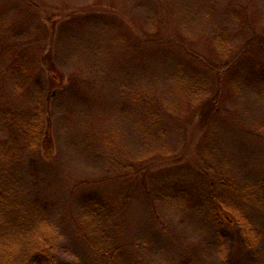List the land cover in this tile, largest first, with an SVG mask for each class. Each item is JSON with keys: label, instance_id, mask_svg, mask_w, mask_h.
I'll return each mask as SVG.
<instances>
[{"label": "rangeland", "instance_id": "rangeland-1", "mask_svg": "<svg viewBox=\"0 0 264 264\" xmlns=\"http://www.w3.org/2000/svg\"><path fill=\"white\" fill-rule=\"evenodd\" d=\"M86 1L88 3L84 0H0V36L8 32L9 36L17 37L18 33L19 42L29 57L22 62L26 77L0 75V112L9 107L25 112L32 107L37 95L44 97L49 91L56 93L50 97L51 118L46 123L47 137L43 141V147L48 150L39 153V174L44 178L42 185L50 199L49 218L58 224L64 244L61 249L67 251L60 257L68 264H90L91 261L76 220L90 203L87 198L93 192H85L83 189L89 187L79 183L103 177L109 167L101 164L104 155L94 154L111 150L116 158H122L125 156L120 151L123 148L130 149L126 155H134L147 145L139 146V137L133 134L132 115L128 116L130 110L123 109V105L137 89L152 95H161L167 86L170 90V83L166 86L155 82L152 87L145 86L146 79H164L180 65L165 46L166 34L170 30L186 31L185 22L193 24L197 32L214 28L229 41V56L221 58L222 61L233 57L244 44L240 26L234 23L242 14L232 12L231 0H219L220 8L215 11L193 7L198 0ZM250 4L253 13L264 18V4L251 1ZM113 7L121 9V14L112 13ZM73 13H76L75 18H80L79 23L71 19ZM47 16L56 21L53 28ZM36 20L39 28H36ZM45 25L51 32L48 39L54 46L53 52L57 53L53 63L56 73L49 72L40 79L44 93L38 94L34 65L40 60L44 63L45 51L38 46L46 42ZM209 32L205 31L207 35ZM245 34L246 39L251 37V32ZM202 37L204 34L195 39L194 49L215 60L219 57L217 46ZM260 38L253 42L251 58L236 62V68L228 70L222 78L221 86L217 83L229 111L220 117L215 127L231 160L232 171L242 182L264 177V136L258 138L256 134L259 133L255 134L256 124L264 123V79L262 83L256 80L257 74H264V50L261 51L264 36ZM87 52L90 54L85 57ZM182 58L184 62L189 61L184 55ZM7 63L0 55V65ZM197 69L204 71L199 66ZM16 76L17 88L14 86ZM254 79L258 83L256 87ZM132 109L138 115L144 112L139 106ZM165 126L168 131L173 129L174 144L183 143V135L178 138L179 128L171 120ZM31 172L27 166L23 169L26 178ZM112 174L118 175V171L110 168L109 175ZM118 185L115 179L103 182L95 197L114 195ZM146 204L133 190L123 209L122 205L114 208L113 220L121 227L118 239L121 264H151L154 261L156 264H222L215 253L212 227L195 212L192 200L186 208L159 207L161 216L156 221ZM248 211L262 234L259 249L256 253L240 254L238 229L229 225L234 228H228L233 240L228 246L227 264H264V215L254 206ZM155 252L157 257L150 259ZM74 255L78 256L76 261H72Z\"/></svg>", "mask_w": 264, "mask_h": 264}, {"label": "trees", "instance_id": "trees-1", "mask_svg": "<svg viewBox=\"0 0 264 264\" xmlns=\"http://www.w3.org/2000/svg\"><path fill=\"white\" fill-rule=\"evenodd\" d=\"M250 1L264 4L261 0H231L232 12L242 14L234 23H238L236 27L240 26L244 44L233 57L224 60L225 63L222 59L229 56V41L214 28H203L197 32L192 28L193 24L185 22L186 31L170 30L166 34L168 38L165 39V46L180 65L164 79H146L145 86L152 87L155 82L166 86L170 83V90L167 86L161 95L145 93L142 89L131 93L133 105L143 108L141 115L132 109L134 106L130 100L123 105V109L130 110L128 116L129 113L132 115L133 134L139 137V146H148L134 155H126V151L130 149L123 148L125 151L120 150L125 155L122 158H116V153L110 152V147V151L104 150L103 154L95 153L94 155H104L101 164L109 166L106 174L79 183L82 187H89L83 189L85 192L93 191L87 198L90 203L76 220L81 230L80 238L91 258L90 264L122 263V250L118 240L121 227L113 220L114 208L122 205L123 209L133 190L147 203L155 221L161 216L159 207L186 208L192 200L195 212L212 227L215 253L222 264H227L228 246L233 240V234L228 235V228H234L230 227L232 224L240 235V254L256 253L259 249L262 234L249 217L248 210L250 206H254L264 215V177L259 176L251 182L238 180L215 127L220 117H224L229 111L223 102L222 91L217 89V83L221 86L222 78L228 70L236 68V62L238 64L242 59H250L252 47L255 46L253 42L264 36V18L253 13ZM204 2L198 0L192 6L209 11L220 8L219 0ZM111 12L120 15L121 9L113 7ZM75 15L73 13L71 19ZM47 20L52 22L53 28L56 21L52 17L48 19V16ZM73 22L79 23L80 18H75ZM39 27L40 23L36 20V28ZM207 30H210L208 35L205 33ZM247 32H251L248 39L245 34ZM44 33L46 42L38 46L45 51L44 63L40 60L34 65L38 94L44 93L40 79L56 69V64L53 63L57 53L53 52L54 46L48 39L51 32L46 25ZM202 34L204 40L212 41L217 46L220 58L211 60L194 49L195 39H200ZM18 37V33L16 37L9 36L8 32L0 36V55L8 62L7 65H0L2 77H7V74L10 77L16 74L26 77L25 64L22 62H26L29 57ZM93 50L94 53L96 48ZM89 54L87 52L85 57ZM183 55L189 61L184 62ZM198 66L204 71L198 70ZM263 79V73L256 75L259 83ZM256 80H253L255 87L258 84ZM14 86H18L17 76ZM230 86L235 89V85ZM54 94L56 93L49 91L44 97L37 95L32 107L25 112L10 107L0 112V264H68L60 257L66 255L67 251L61 249L64 244L61 243L58 224L49 218L50 199L42 185L44 178L39 174V153L41 150H48L43 147V141L47 137L46 123L51 118L50 97ZM262 96L264 98V93ZM168 120L179 128L176 135L178 138L183 135V143H173V129L168 131L165 126ZM255 129V134L257 132L262 135L256 134V137L264 136L263 122L256 124ZM26 166L33 171L27 178L23 173ZM110 168L118 171V175H109ZM110 179H115L119 184L116 193L95 197L99 186ZM119 190L121 191L117 193ZM77 257L74 255L72 261H76ZM156 257L157 252L150 259ZM154 263L156 264L155 261Z\"/></svg>", "mask_w": 264, "mask_h": 264}]
</instances>
